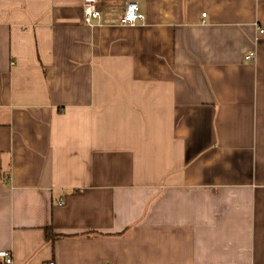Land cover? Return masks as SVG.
Segmentation results:
<instances>
[{
  "label": "crops",
  "instance_id": "crops-1",
  "mask_svg": "<svg viewBox=\"0 0 264 264\" xmlns=\"http://www.w3.org/2000/svg\"><path fill=\"white\" fill-rule=\"evenodd\" d=\"M84 1L0 0V251L264 264V0Z\"/></svg>",
  "mask_w": 264,
  "mask_h": 264
},
{
  "label": "built area",
  "instance_id": "built-area-1",
  "mask_svg": "<svg viewBox=\"0 0 264 264\" xmlns=\"http://www.w3.org/2000/svg\"><path fill=\"white\" fill-rule=\"evenodd\" d=\"M84 21L90 26L96 25L102 17V11L99 6L98 0H85L83 5ZM206 16V13H203ZM145 14L140 11L137 1H129L126 4L125 11L121 17V25L136 26L141 22H145ZM261 33H264V29H261ZM247 60L253 61L255 59V52H249L246 57ZM0 257L3 259L4 264H13V255L8 250L0 251ZM47 264H56L55 261H50Z\"/></svg>",
  "mask_w": 264,
  "mask_h": 264
}]
</instances>
